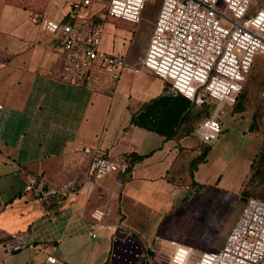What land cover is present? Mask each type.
Instances as JSON below:
<instances>
[{
	"label": "crops",
	"instance_id": "crops-1",
	"mask_svg": "<svg viewBox=\"0 0 264 264\" xmlns=\"http://www.w3.org/2000/svg\"><path fill=\"white\" fill-rule=\"evenodd\" d=\"M71 1L0 0V264H52L49 257L56 264H174L173 249L159 242L176 240L157 235L156 227L170 207L166 195L175 190L168 172L179 148L193 142L167 141L132 124L167 82L141 66L145 51L141 57L133 52L142 18L131 24L107 16L100 4L110 0L92 1L105 24L101 49L126 56L121 80L101 93L58 80L59 45L41 22L69 21ZM86 147L108 158L135 153L144 159L128 175H109L93 192L39 197L25 191L30 177L52 187H81L89 177ZM96 211L103 214L99 221L92 217ZM14 235L34 247L7 255L2 244ZM184 248L192 250L188 264H196L199 255Z\"/></svg>",
	"mask_w": 264,
	"mask_h": 264
},
{
	"label": "built area",
	"instance_id": "built-area-1",
	"mask_svg": "<svg viewBox=\"0 0 264 264\" xmlns=\"http://www.w3.org/2000/svg\"><path fill=\"white\" fill-rule=\"evenodd\" d=\"M255 0H163L141 66L170 84L169 92L181 94L195 105L207 101L216 112L195 128L200 143L211 145L222 133L218 120L222 104H234L258 55L264 54V8L252 12ZM69 21L43 18L42 31L56 38L62 68L58 80L74 87L101 93L115 87L127 69L126 56L101 49L105 24L94 11L92 0H73ZM146 0H110L107 16L138 24ZM264 97V88H263ZM89 177L79 188L73 183L52 187L30 177L26 192L39 197H67L95 190L113 173L128 175L125 164L86 147ZM175 195V192H173ZM102 213L92 217L99 221ZM173 249L171 262L188 264L192 250L176 241L160 240ZM7 255L26 251L32 244L14 235L2 244ZM56 264L53 257L47 259ZM196 264H264V199H247L223 249L203 253Z\"/></svg>",
	"mask_w": 264,
	"mask_h": 264
},
{
	"label": "rangeland",
	"instance_id": "rangeland-1",
	"mask_svg": "<svg viewBox=\"0 0 264 264\" xmlns=\"http://www.w3.org/2000/svg\"><path fill=\"white\" fill-rule=\"evenodd\" d=\"M162 2L147 0L142 21L134 31L133 52L144 53L147 48ZM106 5L102 3L100 8L105 11ZM263 8L264 0H255L252 12ZM263 81L264 54H260L246 84L244 110L236 113L234 107L232 109L227 103L219 107L217 117L222 133L210 145L207 162L200 164L195 173V181L202 188L192 186L185 175L180 181L182 185L175 187V195H166L170 207L167 206L168 209H164L158 219L157 235L160 236L161 232L172 235L181 246H191L199 257L203 253L223 249L245 207L243 198L246 193L248 197L264 199V177L261 178L258 173L253 177L254 171L251 170V165L257 163L258 155L264 152ZM213 106L212 115L218 109L217 104ZM194 132L195 129L188 135L193 142V150L200 144ZM159 236L155 237L156 241Z\"/></svg>",
	"mask_w": 264,
	"mask_h": 264
},
{
	"label": "trees",
	"instance_id": "trees-1",
	"mask_svg": "<svg viewBox=\"0 0 264 264\" xmlns=\"http://www.w3.org/2000/svg\"><path fill=\"white\" fill-rule=\"evenodd\" d=\"M256 62V59H255ZM254 62V64H255ZM247 77L242 91L236 96L234 104H228L234 107V112L238 113L244 110V101L247 98L246 84L251 76L252 69ZM170 84L166 83L164 92L158 97L147 103L142 110L133 116L132 124L136 127L154 132L163 136L167 141L175 140L180 142L188 137V135L201 122L212 116L214 109L212 101H207L202 106H197L195 103L185 98L181 94H173L169 92ZM264 88V81H263ZM263 95V89H262ZM197 125V126H196ZM196 126V127H195ZM211 146L200 143L197 149L193 150L188 147L179 148L178 161L173 165L167 175V180L175 187L182 185L181 180L185 175L191 180L192 186L202 188V185L195 181V173L198 171L200 164L207 162V157L210 153ZM113 159V158H111ZM144 157L131 153L122 159H113L114 161L125 164L130 172L132 167L142 161ZM256 164L251 165V170L255 174H260L264 177V152L258 155ZM255 168L257 170L255 171ZM252 177V178H253ZM246 199L259 198L257 196L248 197Z\"/></svg>",
	"mask_w": 264,
	"mask_h": 264
},
{
	"label": "water",
	"instance_id": "water-1",
	"mask_svg": "<svg viewBox=\"0 0 264 264\" xmlns=\"http://www.w3.org/2000/svg\"><path fill=\"white\" fill-rule=\"evenodd\" d=\"M243 201L246 203L247 199L246 198H243Z\"/></svg>",
	"mask_w": 264,
	"mask_h": 264
}]
</instances>
